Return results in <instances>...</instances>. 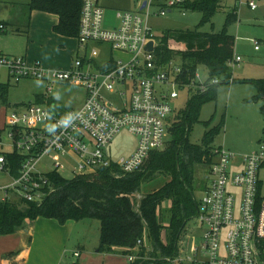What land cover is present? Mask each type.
Segmentation results:
<instances>
[{"label":"built area","instance_id":"1","mask_svg":"<svg viewBox=\"0 0 264 264\" xmlns=\"http://www.w3.org/2000/svg\"><path fill=\"white\" fill-rule=\"evenodd\" d=\"M184 1L169 0L159 14L165 15L167 7ZM81 2L79 47L85 51L89 42L104 43L122 57H111L97 67L98 50L92 48L88 54L77 55L67 68L49 69L22 56H0V67L7 69L13 82L39 80L45 85L46 98L56 85L78 87L83 93L76 107L59 114L39 103H27L10 111L6 123L9 152L22 159L18 175L0 187L4 198L14 192L27 200H40L46 180L45 172L39 171L37 165L52 153L68 158L71 177L113 164L122 173L137 170L150 152L164 148L176 111L172 101L182 93L203 92L222 82L218 77L203 79L198 68L191 78L184 79L181 58L163 65L156 62L158 36L147 20L151 0H147L144 11H117L118 26L112 29L104 27V8L99 0ZM247 5L252 10L256 8L252 0ZM5 28L0 22V34ZM149 42L151 49L146 47ZM240 61L239 56H234L231 65ZM123 130L136 136L137 145L131 155L114 161L110 143ZM1 138L0 135V142L6 140ZM213 153L204 175L205 187L197 199L195 219L202 229L201 238L197 241L192 236L187 242L190 253L179 252L167 258V264H264V194L259 180L264 141L243 155L222 146H215ZM52 160L48 172L60 174L66 169L60 159L53 156ZM0 171L10 172L6 153L0 154ZM137 242L141 244V240ZM134 258L129 254L126 261Z\"/></svg>","mask_w":264,"mask_h":264},{"label":"trees","instance_id":"2","mask_svg":"<svg viewBox=\"0 0 264 264\" xmlns=\"http://www.w3.org/2000/svg\"><path fill=\"white\" fill-rule=\"evenodd\" d=\"M223 1L185 0L180 7L199 11L201 19L195 29L167 30L159 36L154 50L156 62L163 65L179 56L185 70L184 79L191 78L195 69L203 66L208 79L218 77L226 81L232 75L235 46V37L227 28L237 20L236 12L226 14L220 32L198 30L211 21ZM81 3V0H29L22 4L11 3V8L13 12L16 8L25 11L26 27L33 10L55 14L58 23L53 26V31L76 37ZM171 40L182 49H175ZM251 84L255 86L256 94L248 100H261L264 110V78L254 79ZM219 85H211L203 92L190 91L184 107L174 112L165 148L150 152L137 170L122 173L113 164L100 167L94 173L70 178L50 171L43 175L46 183L40 200H27L10 192L8 197L0 200V234H12L37 217L54 219L61 225L69 220L92 219L100 226L98 252L112 253L115 248H123L124 255L135 256L128 264H167V258L179 253L178 241L182 232L197 213L195 191L204 188L196 180L195 171L200 167L208 168L212 163L214 139L220 126L209 127L206 123L208 128L200 144L191 143L189 136L199 121L202 106L216 100ZM10 87L11 84L0 82V106L9 107ZM6 158L10 174L17 176L22 157L9 152ZM161 176L167 179L162 186L137 199L143 184ZM164 200L171 202L166 225L159 213Z\"/></svg>","mask_w":264,"mask_h":264},{"label":"rangeland","instance_id":"3","mask_svg":"<svg viewBox=\"0 0 264 264\" xmlns=\"http://www.w3.org/2000/svg\"><path fill=\"white\" fill-rule=\"evenodd\" d=\"M12 0H0V20L8 21V2ZM14 1V0H13ZM17 2H28L29 0H15ZM127 1V0H122ZM166 0H154L150 8L148 23L152 27L156 35H162L167 30L177 29H195L201 19L199 11L184 10L174 8L172 12L165 15L156 14L160 7V2ZM169 1V0H167ZM251 0H224L221 7L213 15L211 21L204 23L198 28L201 32H220L224 26L226 14L233 10L237 14V20L228 26L227 31L235 37V56H239L241 61L234 63L232 66V78L236 80L231 84L222 83L218 86L216 100L206 102L200 111L199 121L194 124L190 132L189 141L194 144H200L204 132L207 130L206 123L210 126H220V131L214 139V146H223L236 155H243L255 150L258 143L264 140V110L262 109V101H249L256 94V88L251 81L254 79L264 78V0H252L256 4L255 9H250L247 2ZM152 13V14H151ZM117 23L115 13L111 9L104 12V24L108 28ZM40 24V23H39ZM38 40L43 44L41 48L34 47L31 56L37 58L42 66L47 67L57 59L63 57L60 44L54 35L50 32H44L43 28L36 25L34 28ZM49 34V35H48ZM6 39L4 41L5 52L9 55L20 56L25 51L26 37L23 34L15 33L9 26L7 29ZM59 44V45H58ZM175 49H182L180 44L172 43ZM257 50H254V46ZM178 61V57H176ZM32 61V60H31ZM34 61V60H33ZM202 78L207 76V70L203 66L198 67ZM231 78V79H232ZM232 79V80H233ZM0 81L7 82V75L4 70L0 72ZM227 81V80H226ZM225 81V82H226ZM228 82V81H227ZM11 88L8 93V101L10 104L28 103L33 99L34 93L44 91V83L39 80L21 81L16 84L11 82ZM82 89L74 86L55 87L52 95L62 97L69 107H76L82 97ZM186 98L181 97L179 100L172 101L176 110L184 107ZM12 106V105H10ZM9 109L1 106L0 108V124L3 123L5 115L9 113ZM2 138H8V129L2 131ZM169 140L167 134L166 141ZM137 138L136 136L123 130L116 134L110 143L112 160L118 161L121 157H128L135 150ZM166 144V143H165ZM167 145V144H166ZM165 145V146H166ZM164 146V148H165ZM4 153L11 150V147L4 145ZM52 155L60 159L65 165L61 175L70 178L69 168L71 163L68 158L52 153ZM45 156L37 165V169L41 172H48L52 168V157ZM207 168L200 167L195 171L196 180L202 183V187L206 184L204 179ZM10 174L6 171H0V185L10 182ZM259 180L261 181V192L264 194V166L260 169ZM165 182V179L159 177L151 182L145 183L141 187L140 199L143 193H148ZM201 195L200 188L195 191L198 199ZM4 191L0 190V198L4 197ZM9 196V193L7 197ZM171 202L164 200L159 206L163 224L168 221V209ZM79 223L81 230L76 232L80 236L79 243L84 241L86 247L79 249L78 241H70L65 250H59L57 253H51L46 244H37L33 241L34 250L31 253L29 264H128L126 256L118 254L96 253L94 244L96 242L97 228L99 222L92 219H83L75 221ZM90 225V228L87 226ZM74 235V234H73ZM202 235V229L198 226L195 217L185 226L182 235L178 241L180 254L187 255L190 250L187 248L188 238L194 236L199 241ZM79 249L80 256L74 257L71 254ZM45 253V257L40 258V254ZM67 253V254H66ZM49 257V259H47Z\"/></svg>","mask_w":264,"mask_h":264},{"label":"crops","instance_id":"4","mask_svg":"<svg viewBox=\"0 0 264 264\" xmlns=\"http://www.w3.org/2000/svg\"><path fill=\"white\" fill-rule=\"evenodd\" d=\"M153 1L154 0H151V3H150L149 8H148L149 9V15H150V8L153 5ZM99 2L102 5V7L104 8V12L106 9H111L115 13L117 23L112 25L110 27V29L116 28L118 26V18L116 16L117 11H125V10H128V11H144L145 8L147 7V0H127V1L99 0ZM11 3L22 4V3H27V2H17L15 0L8 2V7H9L8 8V21L0 20V22H4L6 24L5 30L0 34V56L16 57V55L13 56V55H9L8 53H6L5 49H4V48H6V45L4 43V41L6 39L5 35L7 32V29L10 26L11 29H13L15 31V33H19L21 35L23 34V36H25L27 39L26 44H25V51L20 56L24 57L30 63L33 62V60L38 61L37 58H34L33 56H31V51L34 47L41 48L43 45L37 38V36H39V35H36V33L34 32L35 26L39 25L41 28H43L44 32H47V33L50 32V34L54 35V38L57 39L58 43L60 44V48L64 54L62 58L57 59L52 64H50L48 67H47V65L43 66L45 68H49V69L67 68L70 66L73 59L77 55H81L82 53L88 54L92 48H96L98 50V55L95 58V65L97 67H99L102 64L107 63L111 57H113V58L114 57L116 58L119 56L122 57V55L119 53H112L110 51L109 46L104 44V43L89 42L86 44L85 51H83V49L79 47L77 36L76 37L63 36V35L55 33L53 31V26L58 23V16L55 14L49 13V12H42V11H38V10L31 11L30 17H29V22H28V27H26L27 14L25 13L24 10L22 11L21 8H16L13 12V10L11 8ZM143 3H144V7L141 8ZM167 3H168L167 0L160 2V7H161L160 9L165 8ZM180 5L181 4L175 5L173 7H167L166 14L172 12V9H174V8H181ZM160 9H159V11H160ZM181 9H184V8H181ZM184 10H186V9H184ZM159 11L156 14H159ZM149 15H148V17H149ZM147 20H148V18H147ZM104 27H106L105 24H104ZM157 36L159 37L160 35H157ZM172 43H174V42H172V40H171L170 44H172ZM234 48H235V46H234ZM254 50H257V49H254ZM234 56H235V52H234ZM176 57H178V59L180 58L179 56H175V57L171 58L170 60L174 61V62H178L176 60ZM1 70H4L6 75H7V82H2V83H9L10 84V81L13 82L9 78L7 69L4 67H0V72H1ZM231 78H232V75L227 79L228 82L227 81L225 82V80L222 79V82L219 84H222V83L231 84L232 82L236 81L233 78H232L233 79L232 80ZM229 79H231V82H229ZM21 81L27 82V81H33V79H22L18 83H20ZM13 83H15V82H13ZM18 83H16V84H18ZM59 86L60 85H56V87H59ZM60 87H64V86H60ZM181 97H183V98L185 97L186 101L189 98L187 93H182L177 100L180 101ZM186 101H185V103H186ZM255 102H257V101H255ZM28 103H39L42 105H46L48 108H50L53 112H56L57 114L64 112L69 107L68 102L66 104L65 100L62 97H56V96H53L51 94L49 98H46L45 97V85H44V91L34 93L33 99L31 101H28ZM24 104H27V103L10 104V102H9V107H5V106H3V107H5L6 109H9L8 111L10 113L11 110H14L16 108L18 109L20 106L22 107V105H24ZM10 105H12V106H10ZM0 108H1V106H0ZM174 108L176 109V107H174ZM179 109H181V108H179ZM9 113L7 115H5L3 123L0 124V135H2L3 130L7 129L6 123H7ZM262 141H264V140H262ZM259 143H258V145H259ZM4 145L10 146L9 141L7 139L6 140L3 139L0 142V148H3ZM136 145H137V142H136ZM8 152H6V153H8ZM1 153H4L2 149H0V154ZM110 153H111V150H110ZM263 166H264V164L260 167V169ZM9 174H10V172H9ZM9 176H10V182L9 183H11L13 176L11 174ZM161 178L165 179V181L167 180L166 178H164L162 176H161ZM9 183L4 184V185H0V187L8 185ZM202 191H203V189L201 190V192ZM143 194H146V193H143ZM143 194L141 196H143ZM3 199H4V197L0 198V200H3ZM78 224L79 223H77L73 220H69L65 224L61 225L54 219H44L42 217H37L35 220L27 222L22 228L18 229L17 231H15L12 234H0V264H29V262L31 260L30 259L31 253L34 250V248H33L34 239H35V243H37V244H46L49 247L51 253H57L59 250H62V251L65 250L70 241H74L75 243H76V241H78L79 249H84L86 247V245L84 244L85 242L82 241V243H79V239H80L81 235H78L77 233L75 234V230H76V232L81 230V227H79ZM85 226H87V225H85ZM87 227L90 228V225ZM99 230H100V226L98 225V228L96 230L98 238L96 239V242L94 244V246H96L95 247L96 253H100V252H98V249H97L98 242H99ZM189 239H191V236L188 238V240ZM79 249H76V251L74 250L71 255L74 257H79L80 256ZM186 249H188V247ZM75 252H78L79 255L75 256ZM106 254H118V255H122V256H127V255L123 254V248H115V250L112 253H106ZM43 257H45V253L40 254V258H43ZM47 259H49V257H47Z\"/></svg>","mask_w":264,"mask_h":264},{"label":"water","instance_id":"5","mask_svg":"<svg viewBox=\"0 0 264 264\" xmlns=\"http://www.w3.org/2000/svg\"><path fill=\"white\" fill-rule=\"evenodd\" d=\"M144 7V3L142 4V7L141 8H143ZM148 49H151L152 48V43L151 42H149L148 44H147V46H146Z\"/></svg>","mask_w":264,"mask_h":264},{"label":"clouds","instance_id":"6","mask_svg":"<svg viewBox=\"0 0 264 264\" xmlns=\"http://www.w3.org/2000/svg\"><path fill=\"white\" fill-rule=\"evenodd\" d=\"M65 124L67 123V121L64 122ZM51 129L50 128H47V131H50Z\"/></svg>","mask_w":264,"mask_h":264}]
</instances>
